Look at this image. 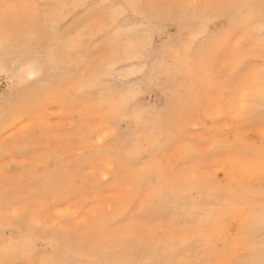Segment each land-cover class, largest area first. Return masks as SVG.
<instances>
[{
    "label": "rangeland",
    "instance_id": "rangeland-1",
    "mask_svg": "<svg viewBox=\"0 0 264 264\" xmlns=\"http://www.w3.org/2000/svg\"><path fill=\"white\" fill-rule=\"evenodd\" d=\"M263 213L264 0H0V264H261Z\"/></svg>",
    "mask_w": 264,
    "mask_h": 264
},
{
    "label": "bare ground",
    "instance_id": "bare-ground-1",
    "mask_svg": "<svg viewBox=\"0 0 264 264\" xmlns=\"http://www.w3.org/2000/svg\"><path fill=\"white\" fill-rule=\"evenodd\" d=\"M118 189H119V188H118ZM260 213H261V212H260ZM263 214H264V213H263ZM263 214H262V215H263ZM260 215H261V214H260ZM260 217H261V216H260ZM249 218H250V217H249ZM249 218H248V220H251V221L253 220V219H249ZM251 218H252V216H251ZM254 218H255V217H254ZM261 218H263V217H261ZM263 219H264V218H263ZM254 220H256V222H257V220H258V221H260V223H261V220H260V219H256V218H255ZM251 221H249V222H250L251 224L254 225V221H252V222H251ZM262 222H263V221H262ZM250 223H249V224H250ZM255 224H257V223H255ZM245 225H246V224H245ZM257 225H258V224H257ZM247 226H249V225H247ZM262 226H263V225H262ZM250 227H251V226H250ZM246 228H247V227H246ZM246 228H245V229H246ZM256 228H257V227H256ZM259 228H260V227H259ZM254 229H255V227H254ZM254 229H252L253 232H254ZM252 230H251L250 233H252ZM247 231H248V230H247ZM250 233H249V234H250ZM255 233H256V232H255ZM255 233H254V234H255ZM252 234H253V233H252ZM237 235H238V234H237ZM244 235H245V233H244ZM247 235H248V233H247ZM24 239H25V238H24ZM25 241H26V239H25ZM27 244H28V242H27ZM252 244H253V243H252ZM254 244H255V243H254ZM252 247L255 248L254 245H252L251 248H252ZM256 247H257V245H256ZM263 247H264V244H263ZM97 248L100 249V247H97ZM103 248H105V247L103 246ZM257 248H258V247H257ZM263 249H264V248H263ZM80 250H81V249H80ZM252 250H254V249H252ZM257 250H258V249H257ZM245 252H246V251H245ZM245 252H244V253H245ZM98 253H99V252H98ZM247 253H248V254H249V253L251 254L250 251L247 252ZM250 254H249V256H250ZM257 254H258V253H256V254L254 253L253 255H255V257H258ZM98 255H99V254H97V256H98ZM251 255H252V254H251ZM258 255H259V257L261 256L260 253H259ZM263 255H264V254H263ZM263 255H262V256H263ZM102 256H103V255H102ZM106 256H107V255H106ZM262 256H261V257H262ZM77 257H78V256H77ZM100 257H101V256L99 255V258H100ZM107 257H109V256H107ZM261 257H260V258H257V259L260 260ZM123 258H124V256H123ZM248 258H249V257H248ZM248 258H247V259H248ZM262 258H263V257H262ZM112 259H113V258H112ZM106 260H109V259H106ZM110 260H111V259H110ZM113 260H115V259H113ZM118 260H120V258H118ZM252 260H253V259H252ZM255 260H256V259H255ZM263 260H264V259H263ZM116 261H117V260H116ZM246 261H247V260H246ZM260 261H261V260H260ZM244 262H245V261H244ZM250 262H251V261H249L248 263H250ZM252 262H253V261H252ZM257 262H258V260H257ZM100 263H101V262H100ZM100 263H99V264H100ZM109 263H110V262H109ZM111 263H112V260H111ZM115 263H116V262H115ZM259 263H260V262H258V264H259ZM262 263L264 264V262L261 261V264H262ZM113 264H114V263H113Z\"/></svg>",
    "mask_w": 264,
    "mask_h": 264
}]
</instances>
